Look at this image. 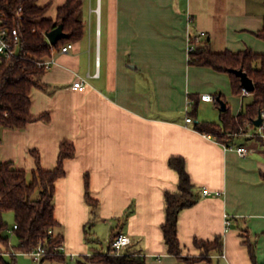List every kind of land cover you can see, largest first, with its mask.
Instances as JSON below:
<instances>
[{
  "label": "crops",
  "instance_id": "crops-1",
  "mask_svg": "<svg viewBox=\"0 0 264 264\" xmlns=\"http://www.w3.org/2000/svg\"><path fill=\"white\" fill-rule=\"evenodd\" d=\"M65 1L39 3H51L48 15L56 17ZM84 20L83 37L67 52L56 49L45 86L32 89L31 112H48L50 121L1 130L0 160L27 170L36 168L32 149L52 169L61 142L75 144L76 155L66 160V174L56 183L64 253L94 251L83 234L90 213L87 175L108 226L105 241L113 232L127 233L128 248L142 251L147 264H254L246 241L264 263V143L242 156L197 129L221 121L220 104L203 100V93L222 94L234 115L252 93L235 94L228 72L189 63L190 36L199 31L207 32L214 51L250 47L264 53V39L256 34L264 24V0H84ZM78 79L86 82L85 90L72 87ZM253 133L238 134L232 143L251 144ZM172 156L184 158L198 193V201L179 214L183 254L199 256L198 241L222 236L223 253H213L210 263L169 253L162 228L165 194L179 184ZM0 250L11 253L1 242Z\"/></svg>",
  "mask_w": 264,
  "mask_h": 264
},
{
  "label": "trees",
  "instance_id": "trees-1",
  "mask_svg": "<svg viewBox=\"0 0 264 264\" xmlns=\"http://www.w3.org/2000/svg\"><path fill=\"white\" fill-rule=\"evenodd\" d=\"M51 5H41L39 0H0V14L3 19L1 25L11 30L18 29L20 37V46L15 54L0 55V145L3 142L1 130L4 128L24 129L33 121H50L48 112L37 115L31 112L32 89L45 86L42 79L46 69L38 65V60L50 54L53 48L58 49L68 42L80 40L85 33L84 0H66L57 8L56 17L48 15ZM61 23L69 36L52 45L46 33ZM256 34L264 39V24ZM189 63L228 72L235 94H242L244 87L241 78L232 69L243 68L255 83V89L251 92L252 101L245 103L237 115L232 113L222 94L216 95L218 104L221 100L226 104V109L221 111V121H205L197 129L211 134L225 145L234 144L232 141L237 137L236 133L253 129V137L264 143L263 137L258 133L259 128L255 125V119L264 110V53L256 52L250 47L238 51H214L207 35L189 52ZM195 108L197 102L194 104ZM31 153L36 159V168L31 171V179L28 170L18 167L14 161L0 160V240L4 244L9 243L8 235L2 233L7 227L3 214L13 211L18 249L30 253L42 244L46 249L44 261L65 260L67 255L57 249L63 245V234L59 230L60 222L56 217V183L65 176V162L76 155V146L70 140L62 141L58 163L52 169L43 167L37 149H32ZM169 164L179 174L178 190L167 191L165 194L166 220L162 228L169 253L189 263L200 260L210 263L213 253H223V237L218 236L213 242L198 241V246L203 249L201 254L184 256L178 236L179 214L182 209L198 201V193L186 169L184 158L172 156ZM85 197L93 210L98 208V200L90 193L87 175ZM117 233L113 232L110 239ZM246 242L253 263L264 264L257 260L255 244ZM128 247L129 245L121 255L106 254L103 247L97 248L90 254L76 256L74 264H147L146 255L142 251ZM0 264L18 263L16 259L9 261L5 252L0 250Z\"/></svg>",
  "mask_w": 264,
  "mask_h": 264
},
{
  "label": "built area",
  "instance_id": "built-area-1",
  "mask_svg": "<svg viewBox=\"0 0 264 264\" xmlns=\"http://www.w3.org/2000/svg\"><path fill=\"white\" fill-rule=\"evenodd\" d=\"M2 22L3 19L0 14V55H5V56L13 55L17 52V49L20 46L19 32L18 29L11 30L7 26H2L1 25ZM206 36H207V32L205 31H199L197 34L191 35L190 43H189V52L194 50L196 48V44L201 42V40ZM73 45H74L73 42H68L65 45H62L60 47V50L62 52H67L73 47ZM55 51L56 49L53 48L50 54H47L43 58L39 59L38 65L44 67L46 70L52 68V66L56 62V59L54 57ZM72 87L76 90H85L87 85L83 79H78L73 83ZM247 93L248 91L244 89L243 94H247ZM201 98L206 101L216 100V96L209 93H203L201 95ZM261 113L264 118V110ZM186 120L187 122H192L193 117L189 115L187 116ZM258 128H259L258 131L259 135L264 139V121L260 126H258ZM242 133L243 132L236 133V135ZM252 140L253 141L251 144H229L225 146L228 149L236 150L242 156H246L249 153L256 151L258 149V146L262 143L259 138L253 137V135H252ZM203 193L207 195V194H211V191L208 188H204ZM216 194H220V191H217ZM230 224H231V219L229 217H226V227H229ZM131 242H132V238L130 235H128L125 232H118L113 239L108 240L107 246L104 248L103 251L106 254L121 255L125 253L127 246L130 245ZM57 249L60 252H64L65 250L63 245L58 246ZM45 251H46L45 246L41 244L38 246L36 250L30 252V254L34 256L38 264H44L43 256L45 254Z\"/></svg>",
  "mask_w": 264,
  "mask_h": 264
},
{
  "label": "rangeland",
  "instance_id": "rangeland-1",
  "mask_svg": "<svg viewBox=\"0 0 264 264\" xmlns=\"http://www.w3.org/2000/svg\"><path fill=\"white\" fill-rule=\"evenodd\" d=\"M247 100V99H246ZM18 167H20L18 164H16ZM32 170H28L29 178H32L31 175ZM90 207V213L88 217V221L85 224V228L83 229L84 234V240L85 243L89 246V249L95 250L97 248L101 249V247L104 245L103 248L107 246V241L105 239L106 235V227L103 224V219L101 218L99 209L93 210L92 207ZM3 221L7 224V227L3 230V235H8L9 237V243L4 244L2 241H0L5 247H9L11 250V253H7V259L9 261H12L13 259H16V262L18 264H38L35 260L34 256L30 253H25L18 249V238L14 231V223H15V216L13 211H7L3 214ZM114 224H112L113 226ZM110 228V227H109ZM20 250V251H17ZM64 253V252H63ZM217 261V260H216ZM76 262V256L75 257H65V260H52V259H46L44 261V264H74Z\"/></svg>",
  "mask_w": 264,
  "mask_h": 264
},
{
  "label": "water",
  "instance_id": "water-1",
  "mask_svg": "<svg viewBox=\"0 0 264 264\" xmlns=\"http://www.w3.org/2000/svg\"><path fill=\"white\" fill-rule=\"evenodd\" d=\"M49 41L55 45L58 43V41L62 38H67L69 35L64 31V25L61 23L56 28H54L51 31H48L46 33ZM240 78L242 82V86L245 90L248 92H252L255 89V83L254 80L249 76V74L243 69H232ZM219 100V99H218ZM220 108L221 110L226 109V104L223 100L220 101ZM264 121V118L262 116V113L258 116V118L255 119V125L260 126Z\"/></svg>",
  "mask_w": 264,
  "mask_h": 264
}]
</instances>
